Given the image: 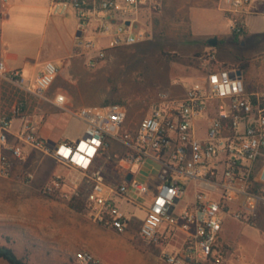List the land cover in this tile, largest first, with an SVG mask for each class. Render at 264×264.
I'll return each mask as SVG.
<instances>
[{
	"label": "built area",
	"instance_id": "built-area-1",
	"mask_svg": "<svg viewBox=\"0 0 264 264\" xmlns=\"http://www.w3.org/2000/svg\"><path fill=\"white\" fill-rule=\"evenodd\" d=\"M10 1L0 0V5L5 9ZM222 1L232 34L241 33L238 16L248 13L251 0ZM158 7L156 0H51L50 15L73 12L76 48L95 68L111 51L148 39L143 12ZM191 65L198 74L195 81L175 83L184 94L159 92L150 115L133 130L124 129L125 105L72 111L65 107V97L57 95L52 104L85 125L82 139L57 145L41 136L28 104L32 98L44 99L56 67L47 63L28 82L19 71L1 72L18 97L0 120V176L12 177L15 167L26 165L32 154L49 156L73 176L64 180L55 175L42 187L44 195L82 203L92 221L118 234L139 220L121 210L117 200L123 199L144 213L138 234L145 244L164 249L170 233L181 235L178 248L163 251L167 264L219 263L225 217L248 225L264 218V91H248L241 70L219 64L214 48L195 54ZM15 120L21 121L17 131L12 127ZM112 142L117 143L114 155ZM149 162L160 167L154 178L159 188L143 207L136 199L147 196L150 188L136 180L132 169ZM18 178L30 184L34 174L24 170ZM188 190L189 201L184 202ZM73 258L77 264H101L88 251H78Z\"/></svg>",
	"mask_w": 264,
	"mask_h": 264
},
{
	"label": "crops",
	"instance_id": "crops-1",
	"mask_svg": "<svg viewBox=\"0 0 264 264\" xmlns=\"http://www.w3.org/2000/svg\"><path fill=\"white\" fill-rule=\"evenodd\" d=\"M156 1L163 3L164 7L161 14L153 15L149 11H144L141 19V23L148 32L149 38L153 30L160 31L161 35H165L167 40H170V42L166 41L169 47H171L170 51L181 53L182 57L186 60L192 53H203L211 48H215L214 50L216 51L219 64L228 67H238L241 70L242 80L246 89L248 91H261L257 90L259 83L253 80L250 75L251 61L243 58L241 62H237V58L234 59L232 56V50L237 45L234 46L227 42V39L232 35L230 31L231 23L226 18L228 14L224 10L227 8V5L222 0ZM251 1L252 5L247 7L248 12L250 8H257L256 3L261 0ZM50 6L51 0H11L5 9L0 5V64H3V69L0 71V74L1 72L7 74L11 71H19L25 82H28L39 73H42L47 63H52L53 65L54 63L62 64L61 69L58 70L57 80L55 79L51 88L42 94L44 99H31L32 102L37 104L35 110L38 114H33V117L38 122V129L41 136L50 145H57L64 141L74 142L81 135L84 137L85 134V125L78 119L84 126L80 132L81 134L67 137L62 136L56 139L51 134L55 127L62 126L66 129L69 125V120L61 113L57 114L55 110H60L52 103L57 95H63L65 97L66 108L67 104L78 101L77 92L64 89V86L67 84V81H75L82 73L84 70V63L82 61L85 57H82L79 50L77 48L75 49L74 46L57 59L42 57L41 48L32 57L29 55V51H27L28 45L26 44V38L27 34L32 35V32H35V30L32 27H18V25L25 26L23 24L25 22L30 24L44 22L42 32L45 33L49 21L53 17L50 15ZM24 13L26 16L23 18ZM242 23L244 33L247 37V28L244 26V20ZM175 24L179 25L177 28L180 29V34L175 37L173 35H167L170 30L168 26ZM74 30H76L77 35V28L72 26V33ZM67 32L71 33V28ZM43 37L44 34H42ZM214 37L217 38L218 42L215 47H212L208 44V41ZM148 39L132 46L137 45L139 48L152 46L154 43L147 41ZM164 43L165 41L160 38L156 40L155 45L157 48H163ZM41 44L42 40L39 47H41ZM220 48H223V51ZM243 63L247 64L244 70L241 69ZM150 68L153 71H157V73L160 70V73L154 79L162 81L164 86L162 92H166L172 96H182L184 94V89L176 85V82L195 80L198 75L193 66H188L187 61H182L180 64V62L172 63L163 59L157 62H151ZM88 74L91 78H97L99 76L103 80L106 74V68L102 66L101 62L97 67L90 68V73ZM171 84H173L172 87ZM13 88L0 76V120L3 109L7 110L10 103L18 97L15 96ZM97 89V86L89 89L83 87V90L81 89L79 93L81 95L84 93L92 98H98L99 100L95 103L98 106H87L86 103L80 102L81 106L78 109L98 108L113 103L107 102V97L104 95L105 92L102 91L99 93ZM40 106L44 110L42 113H39ZM15 122L18 123L17 127H14V125L12 127L14 131H17L20 128L21 121L15 120L13 124ZM51 159L57 168L51 176L59 175L66 176L67 178L73 176V171L58 165L53 158ZM47 205H50L55 210L54 215L50 218L54 219L56 229L53 234H50L49 240L51 242L50 250L48 249L49 253L47 254V249H45L40 264H77L73 257L78 251L90 252L100 260L101 264H167L163 259V251L170 252L175 250L180 246L182 240L181 235L170 233L164 249L145 244L138 234V228L144 215L138 221H130L127 231L118 234L115 231L112 233L110 228L98 225L83 213L71 209L64 202L52 200L47 201ZM221 240L223 242V239ZM234 259L236 262H239L241 258L238 259L235 256ZM225 262L230 263L231 261L224 260L223 264Z\"/></svg>",
	"mask_w": 264,
	"mask_h": 264
},
{
	"label": "rangeland",
	"instance_id": "rangeland-1",
	"mask_svg": "<svg viewBox=\"0 0 264 264\" xmlns=\"http://www.w3.org/2000/svg\"><path fill=\"white\" fill-rule=\"evenodd\" d=\"M158 3L159 7L152 12L153 15H160L162 12L163 3ZM256 4L257 8H250L247 15L238 17L242 22L244 20V26L247 28V37L243 30V35L239 37V44L232 50V56L234 59L237 58V62H241L243 58L251 61L250 75L253 80L259 83L257 90L264 91V0L258 1ZM250 5H252V1L248 7ZM25 16L26 14L24 13L22 17L24 18ZM226 18L231 23L230 16L227 15ZM23 24L25 26L18 25V27H32L35 30L32 35L27 34L26 38L27 51L32 57H34L35 52L39 48L42 50V57H50L51 59L60 58L67 50H71L72 46L76 49V30L72 33V26L78 30V23L72 11H68L63 16H53L45 33L42 32L44 22L32 24L25 22ZM178 26L176 24L168 26L170 30L168 29L169 34L167 35L175 37L180 34L181 31L177 28ZM70 28L71 33H68L67 31ZM42 34H44L43 38ZM160 38L165 41L163 48H157L155 45L156 40ZM41 40L42 44L39 47ZM242 40L243 42H241ZM147 41H151L154 44L140 48L137 45L126 46L111 52L108 58L102 62V66L106 68L103 80L99 76L97 78L89 76L88 60L84 58L82 61L84 63L82 73L75 81H67L64 86V89L77 92L78 97L77 102L74 101L72 104H67V109L77 110L81 106L80 102L86 103L87 106H98L95 104L99 100L98 98L79 93L81 89L83 90V87L89 89L97 86V92H105L104 95L107 97V102L126 106L128 114L124 129H135L144 118L150 115L157 101L158 92L164 90L162 81L154 79L160 73V70H158V73L153 71L150 68V63L163 59L172 63L180 62V64L182 61H187L188 66L192 67L191 60L195 55V53H192L186 60L181 53L170 51L171 47L167 43L170 40H167L166 36L161 35L158 30H153ZM220 50L223 51V48H220ZM54 66L58 71L61 69L62 64L54 63ZM57 77L58 72L56 80ZM194 81L185 80L183 82L184 84H189ZM172 86L173 84H171ZM14 101L10 103V106ZM28 104L30 105L29 113L31 115L38 114L35 110L37 104L31 100H28ZM55 111L57 114L61 113L64 115L69 120V125L66 129L62 126L55 127L51 132L53 138L81 134L80 132L84 127L81 122L68 112ZM42 112L44 110L40 106L39 113ZM13 125L17 127L18 123L15 122ZM82 138L83 135L75 141ZM111 145L113 148L111 153L114 155L117 143L112 142ZM24 170L34 174V179L30 184H25L18 178V175ZM55 170H57L56 164L54 165V161L49 156L32 154L26 165L15 167L12 177L3 178L0 176V244L13 248L17 256L25 258L29 264H40L45 249H47V254L50 250V234L55 232L56 225L54 219L50 218L54 215L55 210L50 205H47V201L53 200L69 204V202L58 198L56 200L51 199L41 192L42 187L51 182L54 177L51 174ZM132 170L136 174L138 182H146L149 185V194L136 199L137 203L145 207L158 192L159 182L155 181L154 178L159 174L160 167L156 163L149 162L141 167H134ZM62 177L64 180L67 179L66 176ZM189 193L190 191L188 190L184 202L189 201ZM117 204L129 219H140L144 215L143 211L126 204L123 199L117 200ZM183 207L184 203H181L179 209ZM81 213L89 217L84 211V207ZM224 225L223 242H221L223 246L221 251L222 260L215 264H223L224 260L231 261L224 264H264V218L261 217L254 225H248L245 222L235 220L231 216H226ZM110 231L114 233V230L111 229ZM235 256L238 259L241 258L239 262L235 261ZM0 264L6 263L0 260Z\"/></svg>",
	"mask_w": 264,
	"mask_h": 264
},
{
	"label": "trees",
	"instance_id": "trees-1",
	"mask_svg": "<svg viewBox=\"0 0 264 264\" xmlns=\"http://www.w3.org/2000/svg\"><path fill=\"white\" fill-rule=\"evenodd\" d=\"M243 34V31L239 34L237 33H233L228 39L227 42L231 45H238L239 44V37ZM215 49V48H214ZM247 67L246 63H243L241 65V69L244 70ZM15 91V96H18V91L13 88V92ZM20 99H22V97H20ZM6 112L5 109H3V113L2 115ZM47 197L51 198V199H55V196H49L47 195ZM69 207L77 212H82L83 211V204L80 202H69ZM7 240H9L7 238ZM0 260L5 262L6 264H29L28 261L25 258H20L17 256V254L15 253L14 249L6 246V245H1L0 244Z\"/></svg>",
	"mask_w": 264,
	"mask_h": 264
},
{
	"label": "water",
	"instance_id": "water-1",
	"mask_svg": "<svg viewBox=\"0 0 264 264\" xmlns=\"http://www.w3.org/2000/svg\"><path fill=\"white\" fill-rule=\"evenodd\" d=\"M127 24H129V23H127ZM217 42H218V40H217V38H212V39H210L209 41H208V44L210 45V46H212V47H215L216 45H217ZM239 75H241V73L239 72ZM131 178H132V175L131 174H129V175H127V177H126V179L129 181V180H131Z\"/></svg>",
	"mask_w": 264,
	"mask_h": 264
}]
</instances>
